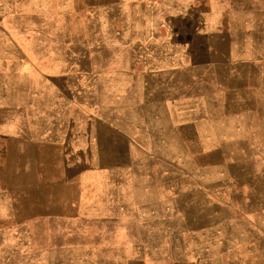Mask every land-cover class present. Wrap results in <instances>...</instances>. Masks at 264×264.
Segmentation results:
<instances>
[{
    "label": "crops",
    "instance_id": "0c3cea01",
    "mask_svg": "<svg viewBox=\"0 0 264 264\" xmlns=\"http://www.w3.org/2000/svg\"><path fill=\"white\" fill-rule=\"evenodd\" d=\"M83 3L72 11L124 18L122 28L138 36L125 44L140 54L131 62L112 53L82 54L81 38L67 40L71 54L64 47L47 53L44 43H29L21 32L35 12L34 0H0V14L10 15L0 17V45L8 51L0 52V264H18V255L27 253L25 264L34 263L33 254L39 264H81L79 223L86 206L90 220L121 222L119 229L97 232L102 252L111 256L90 264H211L183 258L193 250L177 249L176 238L193 232L186 221L162 218L161 190L180 189V175L190 204L212 203V190L223 186L229 164L235 174H248L252 188L264 182V21L237 20L252 10L225 0L216 9L213 0ZM178 17L189 20V37H180ZM195 19L203 30L196 26L193 33ZM98 26L113 29L110 19ZM110 39L93 36L89 43L103 46ZM50 152L62 159L54 186L64 198L55 199L62 206L57 213L45 212L49 204L41 199L40 220L72 223L63 233L59 226L51 231L72 241L50 249V230H42L46 242L37 251L16 242L19 234L33 233L28 227L18 233L16 201L2 193L17 189V175L10 165L1 169L4 159L22 158L32 166L38 158L43 189ZM117 158L122 164L111 163ZM162 174L174 180L168 187ZM164 222L171 228H163ZM250 228L254 238L261 237L256 222Z\"/></svg>",
    "mask_w": 264,
    "mask_h": 264
},
{
    "label": "rangeland",
    "instance_id": "374dc122",
    "mask_svg": "<svg viewBox=\"0 0 264 264\" xmlns=\"http://www.w3.org/2000/svg\"><path fill=\"white\" fill-rule=\"evenodd\" d=\"M46 1L47 0H34L35 5L33 6V10L35 12L28 15L29 18L27 19L26 31H21L28 37L29 43L39 45L44 43L46 48L50 49L47 53H52L51 49L53 48H60L61 50L64 47L66 49L65 53L71 54L72 46L67 45V40L81 38V40L84 41L79 49L82 54H88L90 50L102 56L107 53H112L115 56H121V59H126L128 62H131V58L140 54V49L135 46H130V43L125 44L127 39L138 37L137 30L134 31V29L122 28L125 24V20L123 18L122 21L119 14L109 15V18H102L101 16L89 15L81 11H72L74 7L75 9L81 7L84 5L83 2H88V0H48V4ZM99 1L104 3L106 0ZM107 1L109 2L112 0ZM213 1L215 4H213L212 9H216L218 0ZM225 3L235 8L252 10V13L249 14L241 13L237 16V20L264 21V0H225ZM3 15L5 16L3 17ZM6 16L10 15L0 14V17L3 18ZM109 19L112 22L113 29H101L98 26L100 22L103 23L105 21L108 23ZM177 19L180 37L182 39L189 37L190 30L185 28L184 24L186 21L188 26L189 20H180V17ZM191 23L194 27L193 33L196 30V26L201 27L200 31L203 30L202 24H199L196 19ZM93 36L110 37L112 39H110V43L107 45L96 46V44L93 45V43H89V38ZM64 41H66L65 46ZM68 46L69 48H66ZM77 48V46H74L73 51L76 52ZM4 49V44H1L0 52L7 53L8 51H4ZM51 63L54 62H49L48 64ZM50 150L52 149L50 148ZM31 161L32 166L27 164L26 160L22 158L4 159V165H2L1 169L4 172V167L8 168L10 165L11 174L13 171L12 168H15L14 171L17 175V189L4 190L2 193L5 192L6 195L9 194L10 197L16 201L14 207L18 218L16 226L17 230H21L18 233H22V230L27 227V229H31L33 233L32 237H24V234H19L18 237H16V242L18 246L25 247V245L28 244L31 246V249L39 251L42 246L44 247V243L46 242V238H44V234H42L41 231H47V229H49L50 237L47 239L49 241L48 245L50 249L57 250V242H71L72 238H58L57 234L51 235V231L56 230L59 226L63 233V229L66 231L67 228L73 227V224L56 221L42 222L40 220V215L42 213L40 201L43 199L49 204L45 206V212H60L62 206L57 204L55 199L64 198V190L54 186L55 181L59 177V175L54 174V169L62 165V159L56 157L55 153L52 154L50 152L48 158V186H43V189H41L40 181V159L33 158ZM111 161L112 164L118 165L122 164L123 158L112 159ZM13 163L15 164L13 165ZM99 163L104 164V159H101ZM235 170L232 164L226 165V180L223 186L220 184L212 190L213 194L210 196L213 199L212 203L209 202L207 204L203 203L198 205L194 203L190 204L191 195L187 188L181 189L180 175H177V182L180 189L165 190L162 187L161 201L164 202L161 207L162 218L164 216H172L176 217V219H178L177 221H186L191 227L190 229H192L190 231L195 235L193 238L192 234H188L187 237L176 238L177 249H187V251L189 249L193 250L191 255L189 254L183 258L194 261L197 259L211 264H264V182L262 181L258 184V188L256 187L254 189L249 184L248 174L238 175L235 174ZM166 176L167 174H162L161 178L162 186L164 187H168L167 185L174 181L173 178L168 180ZM98 177L99 180L103 179V175H99ZM250 194H252V196H250ZM255 196L257 200L256 198H250ZM255 200L257 203H254ZM252 201L254 202L252 203ZM100 209L104 213V206L100 207ZM101 211L97 212L99 213ZM91 212L89 207L86 206L82 208L80 215L81 264H90L88 263L90 261L91 263L94 261L103 262L105 258L111 256L105 255L102 252L105 247L104 244H99L101 238L97 239V232L114 228L119 229L121 227L120 221H98L95 220L96 218L90 220V215L88 214ZM30 215H33V219H31V221H26L27 216ZM94 216L95 214H93V217ZM120 216L121 215H118L117 217ZM254 222H256L257 226L262 230L261 237L254 238L250 232L252 231L250 225L252 226ZM165 227L166 229L171 228V224L169 225L168 222H164L163 228ZM203 232H206V234L210 233L212 237L207 239L204 238L205 236H197L199 234L201 235ZM91 233L92 236L90 237L89 235H91ZM166 240L168 242L169 240H173V238H166ZM90 242H94L91 247H89ZM21 249L26 250V248ZM90 249H92V251ZM183 254L186 253L179 255L183 256ZM33 255V262L39 264V257L35 254ZM29 256L28 253L19 254L17 263L25 264Z\"/></svg>",
    "mask_w": 264,
    "mask_h": 264
}]
</instances>
